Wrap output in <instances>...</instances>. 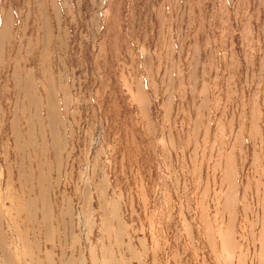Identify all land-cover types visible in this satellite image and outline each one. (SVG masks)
Masks as SVG:
<instances>
[{"label":"rangeland","instance_id":"obj_1","mask_svg":"<svg viewBox=\"0 0 264 264\" xmlns=\"http://www.w3.org/2000/svg\"><path fill=\"white\" fill-rule=\"evenodd\" d=\"M20 163L54 230L6 202L0 233L41 263L104 225L128 264H264V0H0V195Z\"/></svg>","mask_w":264,"mask_h":264},{"label":"bare ground","instance_id":"obj_2","mask_svg":"<svg viewBox=\"0 0 264 264\" xmlns=\"http://www.w3.org/2000/svg\"><path fill=\"white\" fill-rule=\"evenodd\" d=\"M12 124L14 125V123H12ZM28 137H30V138L28 139V144L27 145L32 146L33 145V142H34V139L31 136H28ZM15 139H16V141H18L19 140V137L18 136H15ZM21 144H19V148H22V149L21 150H18L19 153L20 152H23L24 151L23 149L25 148V146H23ZM33 148H34V145H33ZM17 149H18V147H17ZM30 149H32V147ZM30 149L27 148V150H30ZM32 150H34V149H32ZM35 153H37V152H35ZM33 154H34V152H33ZM18 170H19V174H18V177H19V180L18 181L19 182H18V184L16 183L17 186L14 189H16V191H17L16 193H19L20 194V197L22 195V199L20 200L18 197H13L14 196L13 195L14 193L13 194H10L9 192H6V191L3 190L4 193L3 194L1 193L2 195H0V209H1V207H3L2 205H5L6 202H9L10 207L8 209L7 208L5 209L6 212L12 211L13 214H15L16 216L25 214V216L27 218H31V219L33 218L34 214H36V213L39 214L40 217L42 218V225H43V227L46 230V237L49 238L52 235L53 230H54L53 224H55L54 221L52 222L51 205H50L49 195H48L49 188H50L49 178H48V176H47V178H44L46 176H44V173L40 170L39 167H37V175L38 176H37V179H36V185H37V187L39 189V192H38L39 195L34 196L33 198H31L30 195L28 194V200H26V201H24L22 203V200L24 198V195L26 193H31L32 192V190L27 189L29 187V183L31 181L30 182L28 180L27 181L26 180L23 181V179H25V175H24L25 173H24V170L22 168L21 163L19 165ZM45 184L47 185L46 188L43 186ZM2 186H5V185H2ZM8 193H9V196H8ZM16 196H17V194H16ZM9 197H12V198H9ZM39 202H40V206H38V208H37V205L39 204ZM87 207H88V205H87ZM2 210L4 211V214H5L6 213L5 210L4 209H2ZM35 211H37V212H35ZM86 212H88V211H86ZM86 212H85V208L84 207H81L80 210H79V213H78L79 216H80L79 218L85 219V223H86V221L88 219L87 218V215L88 214H86ZM66 214H69L68 218H69L70 221H72L71 220V217H72L71 211H68ZM66 214H62V219H65L67 217ZM112 217H113V215H112ZM114 217H115V215H114ZM5 220H6L5 217L4 218L0 217V229L4 225L6 226L7 221H5ZM63 222H64L63 229L65 231L64 233L66 235H69V231H70L71 232L70 233V237H71L73 234H75V232L73 231V229L72 230L71 229L65 230L66 229L65 220H63ZM12 225H13V231L15 233L16 239H19L22 242V245H19V248L20 249H18L17 246H16V248L14 250H12L8 246L7 239L2 234L3 232L0 233V254H1L0 255V264H53V261L51 260V258L48 257V255L45 256V259L41 263V261L39 260L38 256L36 255L37 253L36 254L35 253L32 254L31 253V250H30V249H34L36 251V247L37 246L32 245L31 243L28 242L27 238H25V235H24L25 233L20 232L19 225H17L15 221L12 223ZM103 226H102V229H101V233H103V235H102V238L103 239L99 243H97L98 248H99V251H100V254H99L100 255L99 263L96 262L98 260H95L94 259V254H93V252H91V259H90L91 264H128L124 259H123L124 261L122 260V262H120V261L116 260V258L114 257L113 254L108 253V251H107L108 248H107L104 240H107L109 238L110 233L107 232L106 231L107 228L105 227L106 229H104ZM108 229H110V228H108ZM71 240H72V238H71ZM17 245H18V243H17ZM112 247H110V248H112ZM115 247H119L118 244H117L116 238H115ZM25 248H26V252L23 253V254H20V256H19L18 255L19 254V251L20 252H23V250ZM95 249H96V247H95ZM91 250L94 251V248L91 247ZM127 252H128L127 254H129L131 256V253L132 252H131L130 248L129 249L127 248ZM16 258H19V261L18 262H17V259ZM78 263H82V260L80 259L77 262V261L74 260V258L72 256H71V259L66 258L65 256H62V258H61V260L59 261L58 264H78Z\"/></svg>","mask_w":264,"mask_h":264}]
</instances>
